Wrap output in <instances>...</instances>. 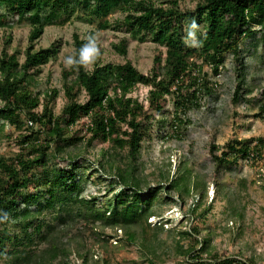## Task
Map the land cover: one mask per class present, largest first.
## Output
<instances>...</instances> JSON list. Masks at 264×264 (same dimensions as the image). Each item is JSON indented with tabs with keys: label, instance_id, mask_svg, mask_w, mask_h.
<instances>
[{
	"label": "trees",
	"instance_id": "obj_1",
	"mask_svg": "<svg viewBox=\"0 0 264 264\" xmlns=\"http://www.w3.org/2000/svg\"><path fill=\"white\" fill-rule=\"evenodd\" d=\"M163 1L0 0V4L5 5L8 10L0 13V20L4 21L0 24L5 23L12 28L8 13H13L17 21L30 25L28 43L21 61L18 60L16 52L7 51L6 45L11 39V33L5 35V46L0 51V133L10 124L19 129L13 135L19 149L6 148L0 153V223L7 221L8 217L4 219L2 216L7 213L23 230L33 226L39 233V241L46 243L36 251L26 249L25 245L22 249L7 250L4 241L11 236L4 226L0 229V257L8 255L9 264H52L59 260L69 263V254L61 237L69 228L68 220L74 215H80L86 221H98L101 226L123 228L125 239L131 243L135 239V231L131 226L146 221L150 215L155 214L153 204L160 199L161 191L168 193V199H173V193L176 192L179 196L177 197L184 203L188 195L191 194L193 199L195 197V202L185 213L189 211L200 217L208 211L213 196L208 199L207 184L198 175L192 178L187 171H179L173 176L169 175V169H161L156 183L150 184L135 174L134 164L127 163L122 166L107 157L108 149L105 148L101 149L97 158L99 166H93V169H102L101 173L105 177L113 178L111 187L117 184L119 188L112 206H104L98 203L99 196L96 194L83 195V187L80 186L82 176L78 173L79 168L85 170L94 162L80 163L77 156H72L66 149L67 145L84 138L86 133L80 130V126L76 127V122L88 116V143L94 139L111 140L120 147H127L128 156L135 159L140 151L141 141L152 135L151 122L143 118V103L128 95L139 83L151 85L147 94L150 113L161 114L164 103L172 100L170 132L166 136L180 137L179 128L183 121L180 114L187 113L192 107H199L201 95L213 90L209 86L208 73L204 67L209 66L212 75L218 74L226 51L235 50L240 38L252 35L255 25L264 29V0H196L191 9L180 8L178 0H166L167 4ZM78 5L83 10L80 18L91 23L96 21L99 28H106L111 24L107 15L112 10L125 11L124 17L114 26L124 24L132 36L151 39L164 46V60L158 54L154 58L157 68L149 74L137 70L130 59L123 62L95 63L91 71L83 68L78 71L68 70L63 67L66 103L62 112L55 114L50 104L55 100L58 89L46 88L43 90V98H40L41 91L31 88L30 83L41 66L57 56L58 47L49 44L35 48L34 43L47 24L63 23ZM63 13L66 16L57 20ZM193 20L202 27L203 32L198 30L196 42L188 40L186 44V28ZM72 38L76 53L86 39L77 32L72 33ZM112 45L120 53L126 52V38L123 37ZM235 60L242 64L238 53L235 54ZM240 67L237 66L239 80L232 94L234 101L240 95L244 79ZM160 68H164L162 74L159 72ZM246 91L249 92L250 89ZM260 100L259 113L264 115V90ZM40 104L42 108L38 110ZM145 117H152V114ZM155 121L164 123L161 118ZM10 134H7V139L11 138ZM228 145L229 150H221L218 154L214 152L217 146L211 142L210 151L217 166L231 160L235 162L237 158L247 160L254 148L255 157H259L262 144L260 142L251 146L243 140L235 139ZM230 153L231 158L228 157ZM62 155L68 157L64 164L56 161V158H63ZM217 190L219 191L218 186ZM44 191L47 195L42 198ZM160 201L166 202L167 199ZM33 203L36 207L31 209L30 205ZM198 208L200 210L197 212ZM44 210L57 212L55 223L52 219L40 216ZM234 214L235 217L242 216L238 210ZM185 219L186 214L180 218L179 226L176 225L175 230L180 235L193 239V243L184 252L188 256H195L196 264H254L252 258L219 257L209 253L205 239L196 248L199 226L196 223L189 229L182 228ZM159 227H153L154 235ZM95 232L102 234L103 238L111 236L102 229ZM20 237V234L13 235V241L22 243ZM26 238V243H30L31 236L26 234ZM144 243L141 242L140 245ZM202 252H207L209 257L214 258L206 260L201 257ZM83 260H86V255H83Z\"/></svg>",
	"mask_w": 264,
	"mask_h": 264
},
{
	"label": "rangeland",
	"instance_id": "obj_2",
	"mask_svg": "<svg viewBox=\"0 0 264 264\" xmlns=\"http://www.w3.org/2000/svg\"><path fill=\"white\" fill-rule=\"evenodd\" d=\"M163 2L168 3L166 0ZM195 2L196 0H178L182 9H191ZM7 11L5 5L1 3L0 13ZM80 14H83V10L78 5L74 13L63 23L47 24L34 43L35 48L49 44L58 47L57 56L43 64L30 83L31 88L41 91L40 98L44 96V89L51 87L58 89L55 100L50 104L55 114L62 112L66 103L63 90V80H65L63 59L67 55L74 54L73 32H77L84 39L90 34L96 36L101 53L96 63L123 62L125 59H130L137 70L149 74L157 68L154 58L158 54L164 60V46L151 39L132 36L124 24L114 26L124 17L125 11L114 9L108 13L107 18L111 24L106 28L97 27L96 21L91 23L84 18L81 19ZM65 16L66 14L63 13L57 20H62ZM8 19L12 23V28L5 23L0 24V51L5 46V35L11 33V39L6 45L7 51L16 52L18 60L21 61L28 43L30 25L27 22L17 21L13 13H8ZM0 22L4 21L0 20ZM199 30L203 32L202 27H199ZM123 37L126 38V52L120 53L112 43L119 42ZM188 40L196 42V38ZM236 53L241 56V65L235 60ZM237 66H241L239 69L243 72L244 79L240 95L234 101L233 89L239 80ZM159 70L160 74L164 72V68ZM204 70L208 73L209 86H212L213 90L201 95L199 107H192L187 113L180 114L183 118L179 128L180 137L166 136V133L170 132L172 100L169 99L164 103L161 114L150 113L147 94L151 85L139 83L128 95L136 97L143 103L145 111L143 118L151 122L152 135L141 141L140 151L135 159L132 160L128 156L127 147H120L111 140L94 139L88 143L90 137V132H87L86 128L88 117L80 119V130L86 133L84 138L67 145L66 149L72 156L76 155L80 163L94 162L85 170L79 168L78 173L82 176L80 186L83 187V195L96 194L99 196L98 203L104 206H112L119 185L115 184L111 187L110 182H114L113 178L105 177L106 175L101 173L102 169L100 171L93 169V166H99L97 158L103 148L108 149L107 157L115 163L122 166L127 163L134 164L135 174L150 184L156 183L155 180L161 169H169V175L173 176L179 171H187L192 178L198 175L207 184L208 199L213 196L206 214L199 217L189 211L185 213L195 202V197L193 199L191 194L184 203L176 192L173 193V199H168L166 195L168 193L161 191L159 198L167 201L155 200L153 204L155 214L150 215L146 221L131 226L135 231V239L131 243L125 239L123 228L101 226L98 221L90 222L80 215H74L68 218L69 228L61 237L70 262L59 260L53 261L52 264H196V257L188 256L184 252L185 248L193 243V239L187 235H180L175 228L176 225L179 226V220L185 214L186 219L182 223V228L189 229L196 223L199 226L200 231L196 233V241L194 239L196 248H199L205 239L211 254L219 257L252 258L254 264L264 263V115L259 113L260 98L264 90V29L255 25L252 35L240 38L235 50L226 51L218 74L212 75L207 65ZM247 89L250 91L247 92ZM41 108L42 104L38 106V110ZM151 114L152 117H145ZM157 118L163 119L164 123L158 122V124L155 121ZM77 125L79 126V123ZM125 127L124 124L123 128ZM18 132L19 129L10 124L0 133V153L6 148L19 149L18 143L13 139V135ZM8 133H11L10 140L7 139ZM235 139L243 140L251 146L261 142L259 157H255L254 148L247 160L237 158L235 162L231 160L217 166L211 155V142L217 146L214 152L219 154L221 150H229L228 144ZM231 153L229 158L232 157ZM67 159L68 157L64 156L56 158V161L64 164ZM179 167L181 169H178ZM46 195V191L41 194L42 198ZM35 207L34 203L30 205L31 209ZM199 210L200 208L197 212ZM237 210L242 213L241 217H235L234 212ZM40 216H45L48 220L52 219L54 223L57 220L56 211L44 210ZM7 217L6 222L0 223V229L6 226L11 236L4 241L7 250L22 249L25 245L26 249L36 251L46 245L45 242L39 241V233L33 226L25 231L15 223L11 215ZM156 225L160 227L154 235L153 227ZM96 228L104 230L111 236L103 238L102 234L95 232ZM16 234L21 235L22 243L13 241V235ZM26 234L31 236L30 243H26L28 239ZM141 242H145L144 245H140ZM209 253L202 252L201 257L206 260L214 258L209 257ZM83 255H86V260H83ZM8 258L6 254L0 257V264H9Z\"/></svg>",
	"mask_w": 264,
	"mask_h": 264
},
{
	"label": "clouds",
	"instance_id": "obj_3",
	"mask_svg": "<svg viewBox=\"0 0 264 264\" xmlns=\"http://www.w3.org/2000/svg\"><path fill=\"white\" fill-rule=\"evenodd\" d=\"M199 30V26L196 24L195 20L191 21L186 28L187 39L196 38V32ZM100 46L98 44L95 35H88L86 37V43H84L81 48L74 54L67 55L63 59L64 67L68 70H80L81 68L86 71H91L94 68L96 61L100 56ZM3 218H7V213L2 214Z\"/></svg>",
	"mask_w": 264,
	"mask_h": 264
},
{
	"label": "built area",
	"instance_id": "obj_4",
	"mask_svg": "<svg viewBox=\"0 0 264 264\" xmlns=\"http://www.w3.org/2000/svg\"><path fill=\"white\" fill-rule=\"evenodd\" d=\"M87 117H88V116H84V117L81 118V120L84 119V118H87ZM88 120H89V119H88ZM28 123H31V122L29 121ZM77 123H79V126H80V119L76 122V127L78 126ZM79 126H78V127H79Z\"/></svg>",
	"mask_w": 264,
	"mask_h": 264
}]
</instances>
